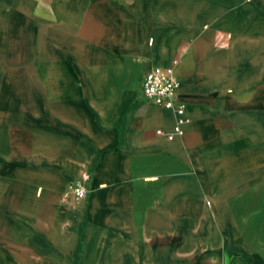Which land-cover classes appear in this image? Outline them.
<instances>
[{"label":"crops","instance_id":"crops-1","mask_svg":"<svg viewBox=\"0 0 264 264\" xmlns=\"http://www.w3.org/2000/svg\"><path fill=\"white\" fill-rule=\"evenodd\" d=\"M155 67L181 83L174 140L142 92ZM7 74L58 160L34 204L0 205V264H54L55 245L61 264H264V0H0ZM84 172L87 200L43 194Z\"/></svg>","mask_w":264,"mask_h":264},{"label":"rangeland","instance_id":"rangeland-1","mask_svg":"<svg viewBox=\"0 0 264 264\" xmlns=\"http://www.w3.org/2000/svg\"><path fill=\"white\" fill-rule=\"evenodd\" d=\"M5 79V87L0 88V205L13 204L14 198H20L23 208H28L36 202L40 181L45 183L48 178L45 172L47 168L57 167L58 153L39 151L41 147L31 142L30 122L20 119L23 115L15 109L9 97L13 91L12 75H5ZM66 190V187H44L43 194L53 193L65 204L71 200L63 201ZM27 232L30 236L33 233L29 229ZM42 243L44 246L45 239ZM52 252L54 264H61V252L56 245ZM99 261L98 257L93 262L83 264H100Z\"/></svg>","mask_w":264,"mask_h":264},{"label":"built area","instance_id":"built-area-1","mask_svg":"<svg viewBox=\"0 0 264 264\" xmlns=\"http://www.w3.org/2000/svg\"><path fill=\"white\" fill-rule=\"evenodd\" d=\"M180 87L181 83L173 67H155L144 74L141 82L143 95L148 102L176 113L174 130L167 134L169 140L182 137L185 134L184 126L190 121L186 115V105L179 98ZM157 133L164 132L158 130ZM90 179V174L82 173L75 182L68 185L63 194V201L67 202L72 197L79 201L87 200Z\"/></svg>","mask_w":264,"mask_h":264}]
</instances>
